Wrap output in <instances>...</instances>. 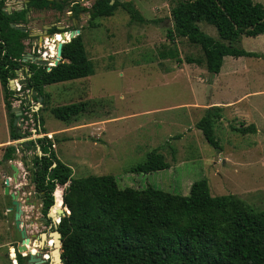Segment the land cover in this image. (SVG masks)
Instances as JSON below:
<instances>
[{
    "label": "rangeland",
    "instance_id": "rangeland-1",
    "mask_svg": "<svg viewBox=\"0 0 264 264\" xmlns=\"http://www.w3.org/2000/svg\"><path fill=\"white\" fill-rule=\"evenodd\" d=\"M25 1L6 0L4 9L12 16L21 14L24 23L19 26L29 33H43V26L51 24L67 32L79 31L94 74L46 86L44 102L42 97L37 102L30 101L42 126L32 113L27 114V120L15 125L26 136L19 141L51 138L55 158L52 167L69 166L73 178L111 175L119 189L150 187L181 196H188L191 185L205 179L212 196L233 195L255 210L264 211V60L225 57L222 72L213 79L204 65L179 66L174 59L162 60L161 55L169 50H176L182 60L203 58L200 48L186 39H167L168 29L172 28L170 10L179 0H112L129 2L146 21H154L145 24L130 22L129 14L120 8L111 17H99L93 22H88V12L74 17V5L89 9L95 0H47L66 2L62 11L37 10L29 6L30 0L27 6ZM253 1L264 6V0ZM199 28L217 39L212 26L201 22ZM23 43L27 54H40L43 60L55 57L56 48L49 53L48 47L38 44L37 37L26 38ZM236 47L264 54V35L243 37ZM23 81L19 73L15 85L20 90H12L25 99L28 91L22 89ZM80 102L85 105L84 112L70 123L50 113L52 108ZM20 105V101L12 102L16 112ZM211 106L221 109L222 117L214 126L221 151L208 145L195 128L205 108ZM0 123L1 141L6 137L1 117ZM241 125H254L255 133L243 135L232 130ZM40 127L46 134L37 135ZM13 144L18 150L10 162L20 165L17 183H21V190L16 184L9 190L18 194L24 215L28 210L36 214L29 207L36 201L30 161L41 150L39 144L30 150H19L18 141ZM153 150L163 156L169 168L132 173L131 168L144 163ZM9 164L3 162V170L12 178ZM67 185L62 184V198ZM57 186L55 182V190ZM5 187L0 177V264H11L14 218ZM25 197L30 204L25 203ZM59 209L69 214L64 205ZM64 216L58 215L57 225ZM56 250L61 254L60 245Z\"/></svg>",
    "mask_w": 264,
    "mask_h": 264
},
{
    "label": "trees",
    "instance_id": "trees-1",
    "mask_svg": "<svg viewBox=\"0 0 264 264\" xmlns=\"http://www.w3.org/2000/svg\"><path fill=\"white\" fill-rule=\"evenodd\" d=\"M5 1L0 0V85L9 118L10 140L18 141L26 136L13 125L16 113L12 111V102L21 103L20 120H27V114L32 113L35 122L42 126L30 101L37 102L42 97L44 102L46 86L92 75L93 65L81 34L63 45L59 64L49 65L52 67L49 71L46 67L22 62L26 55L23 40L29 35L10 26L24 23V17L21 14L6 15L2 11ZM111 1L95 0L89 9L74 5L72 14L77 18L80 12H88V22H93L99 17H110L116 8H121L129 14L132 23L154 22L146 21L129 2L114 1L111 4ZM65 4L47 0L29 2V6L37 10L62 11ZM170 17L172 28L167 32L168 41L184 38L200 48L203 58L182 60L176 50H169L161 55L162 59H174L178 65L183 62L204 65L207 72L216 75L225 57L264 59V55L236 47L242 37L264 34V6L261 3L253 0H179L171 8ZM201 22L215 29L217 39L199 28ZM60 32L66 30L52 28L49 34L53 37L45 43L56 46L62 39ZM64 38L68 39L69 34L66 33ZM19 73L24 76L22 89L28 91L25 99L10 90L9 82L17 79ZM84 108L83 103L69 104L52 108L50 113L63 123H70L84 112ZM221 117L219 107L208 108L195 125L207 144L218 151L221 147L213 126ZM232 130L243 135L255 133L254 125H241ZM40 134H46L43 127L37 132ZM36 144H39L41 154L33 155L30 161L31 183L39 195L47 194L45 203L49 207L57 182L53 211L63 205L69 210L58 224L64 264H264V211L255 210L233 195L212 196L205 179L194 182L188 196L150 187L119 189L111 175L73 178L69 166L53 169L55 158L51 151L54 144L47 136L23 142L19 150H30ZM15 155L16 148L8 146L0 164L13 160ZM168 168L163 156L153 150L147 154L145 162L132 167L131 172L148 174ZM62 184H68L63 198Z\"/></svg>",
    "mask_w": 264,
    "mask_h": 264
},
{
    "label": "flooded vegetation",
    "instance_id": "flooded-vegetation-1",
    "mask_svg": "<svg viewBox=\"0 0 264 264\" xmlns=\"http://www.w3.org/2000/svg\"><path fill=\"white\" fill-rule=\"evenodd\" d=\"M28 35L29 33L27 31ZM38 38V37H37ZM35 189V188H34ZM21 190V189H20ZM52 192L53 203L49 207L46 206L47 194H38L36 191L34 197L36 199L29 207L34 208L37 213L34 214L32 211L28 210L26 215L21 207L20 214V225L19 229H15L14 226V236L15 240L10 243V258L11 264H29L30 258L32 257L34 261L33 264H56V255L59 251L56 250V237L55 234L59 233L58 225L56 224L58 213L53 211V207L56 203V195ZM28 197L24 200L26 204H30ZM38 201V202H37ZM15 217V212L13 211V218ZM23 218V224H22ZM60 222V221H59ZM15 223V220H14ZM59 224V223H58ZM23 233V235H22ZM51 240V241H50ZM20 246L25 247V250L19 252L18 248ZM30 247V248H29ZM55 247V248H54ZM24 256H22V255ZM15 262V263H14Z\"/></svg>",
    "mask_w": 264,
    "mask_h": 264
},
{
    "label": "water",
    "instance_id": "water-1",
    "mask_svg": "<svg viewBox=\"0 0 264 264\" xmlns=\"http://www.w3.org/2000/svg\"><path fill=\"white\" fill-rule=\"evenodd\" d=\"M28 2H29V0H26L25 1V5L26 6H27ZM111 4H113V1H111ZM30 10L31 9L29 8V11ZM164 23H165V21H163L161 24H164ZM52 26L53 27H56V29L59 30V31H63V29H64V27H62V26H56V25H52ZM43 28H46V26H44ZM66 33L69 34V38L68 39L71 40L72 38H74L76 35L79 34V31L60 32V35L64 36ZM29 37L30 38H32V37H38V39H39L38 44L39 45H42L44 39H50L52 37V35L48 34L47 31H44V33H40L38 31H36V32L30 34ZM68 39H65L63 37L62 41L56 44V60L54 62V67L59 64V62L61 60V50H62V47H63L65 41H67ZM35 59H36V56H32L31 54H26L22 58V62H30V63H32V61H35ZM214 76H215V74H211V78L212 79L214 78ZM212 79L210 80V84H212V82H213ZM9 85H10V89H13V86L14 85H13V81L12 80L9 82ZM210 87L211 86L209 85L207 87V89H209ZM12 111L16 113V119L13 121V124L16 125L17 121L20 120L19 117H20L21 113L20 112H16V108L15 107H13ZM52 168L55 169V167H52ZM11 169L13 171L12 177L16 181L18 179L19 169L15 165H12L11 166ZM4 192H5V195L10 196V198H11V205H12V207L9 210L15 212V217H14L15 223H14V226H15V229H19V225H20L19 219H20V214H21V207H20V203L18 201V194H14V193H11L9 191L8 180H6V187H5V191ZM56 192L54 193L55 195H56ZM56 211L61 216H64L65 215L64 211L61 210V209H57ZM68 212H69V210H68ZM22 235H23V233H22ZM55 237H56V243L58 245H60V247H61V240H60L61 236H60V234L56 233L55 234ZM18 250H19V252H21V251L25 250V247L20 246L18 248ZM56 260H57V263L58 264H64L61 255L57 254L56 255ZM34 261H37V260H34L31 257L30 258V261H29L30 262L29 264H33L32 262H34Z\"/></svg>",
    "mask_w": 264,
    "mask_h": 264
},
{
    "label": "crops",
    "instance_id": "crops-1",
    "mask_svg": "<svg viewBox=\"0 0 264 264\" xmlns=\"http://www.w3.org/2000/svg\"><path fill=\"white\" fill-rule=\"evenodd\" d=\"M121 9V8H120ZM124 11V10H123ZM140 13V12H139ZM111 17V16H110ZM90 18V15H88V19ZM89 21V20H88ZM44 26H46V25H44ZM43 26V27H44ZM67 32V31H66ZM70 32V31H69ZM32 34V33H31ZM79 35V34H78ZM264 34H262V35H259V36H263ZM77 36V35H76ZM259 36H257V37H259ZM28 38H30L29 36H28ZM243 38V37H242ZM241 38V39H242ZM246 38H252V37H246ZM254 38H256V37H254ZM73 39V38H72ZM70 40L68 39L67 41H65V43H68ZM241 41V40H240ZM38 42H39V39H38ZM64 43V44H65ZM44 43H42V45H43ZM244 50V49H243ZM246 52H250V51H246ZM250 53H255V54H258V55H264V54H262V53H256V52H250ZM27 54V53H26ZM161 58V57H160ZM89 59V58H88ZM162 59V58H161ZM254 59H257V60H259L260 58H254ZM162 60H168V59H162ZM261 60H264V59H261ZM223 62H224V60H223ZM92 63V62H91ZM183 63H185V62H183ZM183 63H181L180 65H182ZM177 64V63H176ZM187 64V63H186ZM93 65V64H92ZM178 65V64H177ZM179 65V66H180ZM188 65H191V64H188ZM222 68V67H221ZM220 72H222L221 70H220ZM220 72L217 74V75H219L220 74ZM93 74H94V70H93ZM92 74V75H93ZM229 74V73H228ZM236 73H234V75H235ZM92 75H90V76H92ZM216 74H215V76H217ZM225 75L227 76V74L225 73ZM214 76V77H215ZM89 77V76H88ZM87 78V77H86ZM85 78V79H86ZM81 79H84V78H81ZM77 80H79V79H77ZM74 81V80H73ZM61 84V83H60ZM13 89H14V87H13ZM10 90H12V89H10ZM13 91V90H12ZM80 103H82V102H80ZM73 104H76V103H73ZM84 104V103H83ZM212 107H218V106H211V107H207V108H205V110L206 109H208V108H212ZM197 108V107H196ZM0 109H1V114H0V117H1V120H2V124H3V128H4V131H5V139L4 140H1L0 141V161L2 160V157H3V155H4V153H5V150L4 149H6L8 146H14L15 148H16V151L18 150V148L16 147V145L15 144H13V142L14 141H11L10 140V136H9V118H8V115H7V111H6V109H5V105H4V99H3V91H2V88H1V85H0ZM85 109V108H84ZM19 110V109H18ZM1 124V123H0ZM14 125V124H13ZM15 126V125H14ZM214 126H215V122H214ZM214 126H213V130H214ZM196 130H198V129H196ZM198 131H200V130H198ZM201 132V131H200ZM202 134V133H201ZM49 135V134H48ZM50 136V135H49ZM215 136V135H214ZM217 140V139H216ZM21 143H23L22 141H19L18 140V146L20 147V144ZM207 143V142H206ZM219 143V142H218ZM4 150V151H3ZM16 156V155H15ZM15 158V157H14ZM5 162H8V163H10L8 166L10 167V169H11V166L12 165H15L16 167H18V169H19V172L21 171V169H20V165L19 164H13V163H11L10 161H5ZM11 171H12V169H11ZM11 175V174H10ZM10 175L9 174H6V173H4V170H3V163L2 164H0V177L2 178V179H4V185L6 186V180H8V187H9V189H10V186L12 187L14 184H16L17 185V189L18 188H20L21 189V183H17V180L15 181L14 179H13V177L11 178L10 177ZM12 175H13V171H12ZM18 177H19V174H18ZM19 189V190H20ZM10 191V190H9Z\"/></svg>",
    "mask_w": 264,
    "mask_h": 264
},
{
    "label": "bare ground",
    "instance_id": "bare-ground-1",
    "mask_svg": "<svg viewBox=\"0 0 264 264\" xmlns=\"http://www.w3.org/2000/svg\"><path fill=\"white\" fill-rule=\"evenodd\" d=\"M6 15H11V13H8V12H6V10L3 8V10H2ZM53 24H51V25H46V28H44V31H47V33L49 34V32L51 31V29L52 28H56V27H53L52 26ZM12 29H14V30H16V31H20V32H22V33H27V30L23 27V26H19V25H14V24H12L11 26H10ZM44 31H43V33H44ZM59 31V30H58ZM60 34V33H59ZM53 36V35H52ZM62 36V35H61ZM63 37L64 36H62V39H63ZM62 39H61V41H62ZM60 41V42H61ZM59 43V42H58ZM43 45H45L46 47H48V49H49V53H53V51L55 50V48H56V46L55 45H52L51 43H44ZM40 56V54L38 55V57H36V59H35V61H32V63H34V64H36V65H38V66H42V67H46L47 68V71H49L52 67L51 66H49V65H52V64H54V63H51V64H49L48 62H46V61H55L56 60V54H55V57H50V58H47V59H45L46 61H44L43 59H42V57H39ZM51 56V55H50ZM54 67V66H53ZM13 81V85H15V80L13 79L12 80ZM14 87V86H13ZM40 153H41V151H40ZM51 241V240H50ZM30 248V247H29Z\"/></svg>",
    "mask_w": 264,
    "mask_h": 264
},
{
    "label": "built area",
    "instance_id": "built-area-1",
    "mask_svg": "<svg viewBox=\"0 0 264 264\" xmlns=\"http://www.w3.org/2000/svg\"><path fill=\"white\" fill-rule=\"evenodd\" d=\"M52 37H53V36H52ZM52 37H51L50 39H52ZM45 40H48V39H44L43 43H45ZM15 90H16V91L20 90V87L15 88ZM21 255H22V254H21ZM22 256H24V255H22ZM14 263H15V262H14Z\"/></svg>",
    "mask_w": 264,
    "mask_h": 264
}]
</instances>
